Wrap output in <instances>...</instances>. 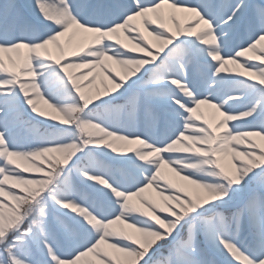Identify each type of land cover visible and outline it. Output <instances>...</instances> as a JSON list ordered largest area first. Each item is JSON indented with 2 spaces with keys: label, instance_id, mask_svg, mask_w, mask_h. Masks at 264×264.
<instances>
[{
  "label": "snow or ice",
  "instance_id": "1",
  "mask_svg": "<svg viewBox=\"0 0 264 264\" xmlns=\"http://www.w3.org/2000/svg\"><path fill=\"white\" fill-rule=\"evenodd\" d=\"M0 264H264V0H0Z\"/></svg>",
  "mask_w": 264,
  "mask_h": 264
},
{
  "label": "bare ground",
  "instance_id": "2",
  "mask_svg": "<svg viewBox=\"0 0 264 264\" xmlns=\"http://www.w3.org/2000/svg\"><path fill=\"white\" fill-rule=\"evenodd\" d=\"M77 40H78V38H77ZM74 43H75V41H74ZM77 71L79 72V71H85V70L81 69V70H77ZM100 81H101V78L98 77L97 81L95 82L96 83V87L100 86L99 85ZM202 112L205 115V118L209 119L210 121L215 122L216 120L219 119L218 115L212 109L202 108ZM168 175H169L170 178H172L174 180L176 179L175 177H172L170 173H168ZM146 194H147V196H151L154 199H158V197H156L154 192H149V193H146Z\"/></svg>",
  "mask_w": 264,
  "mask_h": 264
},
{
  "label": "rangeland",
  "instance_id": "3",
  "mask_svg": "<svg viewBox=\"0 0 264 264\" xmlns=\"http://www.w3.org/2000/svg\"><path fill=\"white\" fill-rule=\"evenodd\" d=\"M79 39V38H78ZM229 67H231V65L229 66ZM100 85V84H99ZM151 192V191H150ZM147 195V194H146Z\"/></svg>",
  "mask_w": 264,
  "mask_h": 264
}]
</instances>
